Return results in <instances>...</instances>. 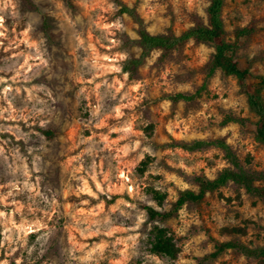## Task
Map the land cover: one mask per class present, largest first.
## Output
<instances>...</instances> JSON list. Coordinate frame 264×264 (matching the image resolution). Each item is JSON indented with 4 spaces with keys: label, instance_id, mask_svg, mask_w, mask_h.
<instances>
[{
    "label": "rangeland",
    "instance_id": "rangeland-1",
    "mask_svg": "<svg viewBox=\"0 0 264 264\" xmlns=\"http://www.w3.org/2000/svg\"><path fill=\"white\" fill-rule=\"evenodd\" d=\"M0 0V264H198L223 241L264 245V201L232 183L155 223L143 205L167 209L195 175L228 165L215 147L172 141L225 137L246 169L264 172L255 117L230 75L204 83L213 49L189 40L154 50L134 77L122 63L139 54L122 35L136 25L115 0ZM151 33H179L206 20L209 0H122ZM235 59L264 75V0H225ZM239 29L249 35L240 36ZM186 93L190 100L169 95ZM52 130L51 137L43 131ZM156 224L176 257L155 253ZM206 264H264L234 250Z\"/></svg>",
    "mask_w": 264,
    "mask_h": 264
},
{
    "label": "trees",
    "instance_id": "trees-1",
    "mask_svg": "<svg viewBox=\"0 0 264 264\" xmlns=\"http://www.w3.org/2000/svg\"><path fill=\"white\" fill-rule=\"evenodd\" d=\"M21 2L29 10L37 9L32 0H21ZM224 2L225 0H209L205 11L206 20H198L179 33H175L170 27L162 33H151L146 28L143 18L134 5L130 6L122 0H115L119 14H126L136 25L134 37L126 33L122 35L123 45L139 49L137 56L130 57L122 63L121 70L128 76L134 77L138 68L154 50H159L161 56L165 57L189 40L209 45L212 47L213 52L203 67V86L216 71L233 76L240 91L245 96L248 111L255 117L254 138L264 147V75H253L249 68L241 67L236 61L237 44L228 41L225 35L222 18ZM247 35H249L248 30H237V39L240 36ZM192 97V95L186 93H176L168 96L173 101L179 99L190 100ZM43 133L49 137L53 135L52 130H45ZM169 146L180 147L188 151L215 147L222 151L228 165L218 171L214 178H207L204 175L193 176L192 182L196 189L186 188L178 191L175 200L167 209H163L161 206L162 196L154 192L152 198L159 208H154L151 205L142 206L149 222H162L174 218L183 206L202 202L207 194L218 191L228 183H232L244 189L248 195L264 201V172L243 167L225 137L196 139L190 142L174 140ZM150 244L153 252L171 258L176 257L177 251L174 239L163 227L153 224L150 232ZM226 250H234L248 258L264 262V245L249 247L241 242L229 240L215 245L212 252L198 260V264L213 261Z\"/></svg>",
    "mask_w": 264,
    "mask_h": 264
}]
</instances>
